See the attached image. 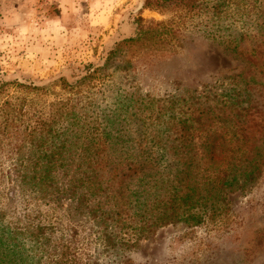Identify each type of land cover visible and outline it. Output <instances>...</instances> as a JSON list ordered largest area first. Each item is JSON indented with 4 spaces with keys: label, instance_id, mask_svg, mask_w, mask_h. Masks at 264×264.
<instances>
[{
    "label": "trees",
    "instance_id": "1",
    "mask_svg": "<svg viewBox=\"0 0 264 264\" xmlns=\"http://www.w3.org/2000/svg\"><path fill=\"white\" fill-rule=\"evenodd\" d=\"M241 1L249 2L147 0L143 8L202 13L208 22ZM134 21V34L117 39L99 62L49 81L0 78V171L1 156L18 154L24 194L35 188L57 206L68 197L70 220L100 226L89 240L64 215L45 223L26 213L9 240L31 247L36 264H135L127 252L143 238L179 223L192 231L218 225L231 210L227 193L248 190L263 173L264 31L251 49L233 46L257 71L233 76L214 100L173 95L144 104L131 92L135 67L190 40L174 19ZM27 147L34 154L26 156Z\"/></svg>",
    "mask_w": 264,
    "mask_h": 264
},
{
    "label": "rangeland",
    "instance_id": "2",
    "mask_svg": "<svg viewBox=\"0 0 264 264\" xmlns=\"http://www.w3.org/2000/svg\"><path fill=\"white\" fill-rule=\"evenodd\" d=\"M146 1L0 0V78L49 81L73 67L99 62L117 39L134 34V20L140 17L174 19L184 30L185 41L190 40L170 57L135 67L131 92L145 99L144 104L173 95L214 100L233 76L257 71V65L234 47L251 49L257 44L253 35L264 31V0L241 1L239 8L232 2L227 13L208 22L202 13L194 18L183 13L184 18L143 8ZM26 150V156L34 154ZM17 156H1L0 264H36L31 247L9 240L10 231L24 223L26 213L39 214L45 223H54L57 215L68 221L74 202L64 197L57 206L50 195L32 192L31 187L24 194L14 170ZM227 197L231 210L218 225H201L193 231L186 223L168 225L127 254L135 264H264V170L251 188L228 192ZM71 223L89 240L93 239L89 233L100 228L81 216ZM95 245L91 244L92 252Z\"/></svg>",
    "mask_w": 264,
    "mask_h": 264
}]
</instances>
